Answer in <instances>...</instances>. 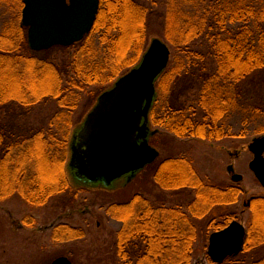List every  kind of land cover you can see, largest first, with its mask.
<instances>
[{
  "label": "rangeland",
  "instance_id": "obj_1",
  "mask_svg": "<svg viewBox=\"0 0 264 264\" xmlns=\"http://www.w3.org/2000/svg\"><path fill=\"white\" fill-rule=\"evenodd\" d=\"M103 1L107 8L112 6L110 1ZM170 1L138 0L149 11L146 32H142L140 38H136L138 35L135 32L136 14L133 11L127 10V13L125 11V15L119 17L121 21H117L116 24L114 20L111 22L109 21L111 19L106 18L108 14L106 9L101 20L102 27L107 25L104 28L106 33L102 32V35L107 37L106 40L105 37L97 35V32L92 33V28L90 34L86 35L91 36L88 40L86 39L87 41L82 39L71 46L56 45L46 50L29 52L25 45L26 47L23 46L19 50L20 54L30 55V58H41L54 63L61 73L60 79L57 78L62 92L57 89L56 95L47 97L31 108H24L16 102L1 106L0 124L10 134H18L27 129L43 130L47 133L52 129L49 125L51 119L59 113L57 120L64 121L61 130L65 132L68 128L63 169L72 191L71 200L68 194L58 195L42 206L29 205L15 194L0 200V264H48L58 256H67L75 264H122L115 244V234L121 223L108 216L106 213L108 205L128 201L138 193L146 197L153 206L186 209L195 196V189L189 187L166 189L156 181L155 171L158 163L170 157L188 159L199 177L206 182L221 187L235 184L244 191L243 194H239L235 203L216 205L201 218L191 216V222L196 229V239L193 243L190 264H215L209 261L207 255L209 234L214 231L209 226L211 221L222 222L227 213H233L245 226L248 225L250 209L247 208L241 213L242 202L249 196L264 195V188L249 168L248 164L253 155L247 149V145L254 137L264 136V130H262L264 127V70L256 71L239 82L238 90L241 94L239 105L237 103L227 117V122L233 130L231 134L216 139L179 136L164 128L165 126L150 122L151 130H159L149 135V144L158 151L159 156L153 163L140 169L133 179L128 181L125 177H121L115 180L111 188H103L100 185L82 186L73 181L69 173V144L72 133L81 125L98 96L112 87L120 76L139 64L153 38L164 42L170 52L166 69L156 84L161 102L163 99L174 98L177 107L180 109L184 105L187 108L190 107L192 112L194 110L197 113L195 118L201 119V110L197 102L199 86L203 76L210 75L215 63L202 39L195 40L180 49L174 48L170 37H173L171 30L176 21L167 12ZM172 5V8L176 10L177 3L173 2ZM22 6L21 0H0L1 46L5 47L9 43L5 34L7 32L12 34L10 27L16 28L13 34L17 31V34L27 36L26 28L23 32L17 30L21 23ZM128 7L129 5L126 6ZM166 27L170 34H166ZM84 42L98 50L99 59L93 58L94 62L98 61L99 64L101 62L105 65L109 62L111 67L116 64L117 70L112 71L108 66L107 70H103L104 78L77 77L75 74H78L80 70L75 64L78 60L75 56L78 53V45ZM197 53L204 57L199 58L196 56ZM187 55L188 58H186ZM117 61L121 64L118 65ZM34 62L35 60L32 61L33 64ZM185 62L187 64L183 68L180 63L185 64ZM2 65L0 62L2 88L13 89L9 87L11 84L21 83L23 90L30 88L33 84H36L35 90H42L50 87L52 82L50 73L44 74L39 69L32 70V73L26 77H15L17 81L15 82L12 77L13 71ZM178 74L183 75L178 76ZM54 79L56 80L55 77ZM244 119L247 125L243 123ZM228 151H237L239 155L230 156ZM229 165L233 167L235 173L242 175L240 182L231 180L227 171ZM50 168L52 176L57 166L50 165ZM67 227L78 230L75 233L76 236L62 240L53 238L52 235L57 234L58 231L64 236L62 230ZM263 253L264 246L255 251L242 252L237 259H240L242 264H250L253 260L260 258Z\"/></svg>",
  "mask_w": 264,
  "mask_h": 264
},
{
  "label": "trees",
  "instance_id": "obj_2",
  "mask_svg": "<svg viewBox=\"0 0 264 264\" xmlns=\"http://www.w3.org/2000/svg\"><path fill=\"white\" fill-rule=\"evenodd\" d=\"M108 1L112 4L110 9L100 0L92 33L97 32L100 37H105L102 32L106 33L104 28L107 25L102 27L101 20L106 9V18L111 19V22L114 20L116 24L121 21L119 17H123L125 11H133L136 14V38L146 32L149 12L146 6L138 0ZM173 2L177 3L176 10L172 8ZM167 7V12L176 21L175 28L171 30L173 37H170L174 48L180 49L202 39L209 48L215 66L209 76H203L199 86L197 102L201 119H196L197 113L194 110L192 112L190 107H177L174 98L163 99L161 102L159 89H156V96L149 111L150 122L165 126L164 128L179 136L207 139L227 136L233 131L227 117L241 99L239 82L256 71L264 70V0H171ZM10 29L13 32L16 30L13 27ZM24 29L21 25L17 27L21 32ZM165 31L170 34L167 27ZM13 32L5 34V38L9 40L8 44L5 47L0 45L2 66L13 71L15 82V77H26L32 70L38 69L44 74L49 72L52 82L50 87L42 90H35L36 84L25 90L22 89L21 83L11 84L9 87L13 89L2 88L0 84V107L16 102L19 106L31 108L47 97L56 95L57 89L62 92L58 83L61 73L54 63L20 54L19 50L23 46H27L29 52L36 51L28 47L26 35L23 37L17 34V31L16 34ZM90 37L85 36L84 39L88 40ZM85 42L78 45V53L75 56L78 58L75 64L80 70L75 74L77 77L104 78L102 73L108 66L112 71L117 70L116 64L111 67L109 62L108 65L101 62L99 64L96 60L94 62L93 58L99 59V52ZM196 56L204 57L198 53ZM117 62L118 65L121 64L120 61ZM187 62L180 64L184 68ZM157 80L158 78L155 88L158 87ZM59 115L56 113L51 119L49 125L52 129L47 133L43 130L27 129L18 134H10L0 124V200L14 194L34 206H42L53 197L64 194H68L71 200L72 189L63 169L68 128L65 132L61 130L64 121L57 120ZM243 123L245 124V119ZM50 165L57 166L52 176ZM155 179L166 189H195V196L186 209L153 206L146 197L138 193L128 201L108 205V216L121 223L115 234V244L122 264H190L196 239V229L191 222V216L201 218L216 205L235 203L240 189L235 184L221 187L204 181L192 163L183 157H170L160 161L155 171ZM263 215L264 196L254 197L250 202V220L240 253L255 251L264 246ZM233 218L234 215L229 213L224 216L222 222L211 221L209 226L218 230ZM77 231L67 227L62 230L64 236L58 233L59 231L52 236L56 240H62L76 236ZM238 255L227 257L218 264H242L241 260L237 259ZM209 261L212 262L210 258ZM250 264H264V253Z\"/></svg>",
  "mask_w": 264,
  "mask_h": 264
},
{
  "label": "water",
  "instance_id": "obj_3",
  "mask_svg": "<svg viewBox=\"0 0 264 264\" xmlns=\"http://www.w3.org/2000/svg\"><path fill=\"white\" fill-rule=\"evenodd\" d=\"M21 23L33 51L70 46L81 41L94 24L99 0H21ZM169 49L153 38L141 61L103 91L81 125L72 133L68 170L76 183L111 188L115 180L128 181L158 157L149 144V111L156 96L155 81L167 66ZM253 157L249 168L264 186V136L247 145ZM231 171V167L228 169ZM242 176L233 173L231 180ZM246 229L234 219L209 234L207 255L213 263L237 256L244 246ZM48 264H74L58 256Z\"/></svg>",
  "mask_w": 264,
  "mask_h": 264
},
{
  "label": "flooded vegetation",
  "instance_id": "obj_4",
  "mask_svg": "<svg viewBox=\"0 0 264 264\" xmlns=\"http://www.w3.org/2000/svg\"><path fill=\"white\" fill-rule=\"evenodd\" d=\"M158 132H159V130H158ZM248 149V148H247ZM228 154L230 155V156H238L239 155V153L237 152V151H235V152H231V151H228ZM158 156H159V154H158ZM263 156H264V152H263ZM158 158V157H157ZM160 161H162V160H160ZM229 167H231L230 165L227 167V171H228V173L230 174V177L232 176V174L233 173H235L234 172V169H233V167H231V171H229L228 169H229ZM242 176V175H241ZM242 180V179H241ZM240 180V181H241ZM239 181V182H240ZM238 183V182H237ZM260 183V182H259ZM212 184V183H211ZM261 184V183H260ZM82 186H87V185H85V184H81ZM238 186V185H237ZM239 187V189H240V191H239V194H243L244 193V191H242V189H241V187L240 186H238ZM263 188H264V186H262ZM257 196H264V195H253V196H249V197H247V198H245V201H243L242 202V210H241V213H243L247 208H249L250 209V202H251V199H253L254 197H257ZM239 197V196H238ZM228 205V204H227ZM211 211V210H210ZM209 211V212H210ZM208 212V213H209ZM227 214H229V213H227ZM233 214V213H232ZM234 215V214H233ZM234 219H236V220H238L237 219V216H235L234 215V218L232 219V220H234ZM238 221H240V220H238ZM241 222V221H240ZM54 225H52V227H53ZM245 226V225H244ZM245 229H246V233H247V226H245ZM245 238H246V236H245ZM245 242V241H244ZM72 261V260H71ZM73 262V261H72ZM74 263V262H73ZM75 264V263H74Z\"/></svg>",
  "mask_w": 264,
  "mask_h": 264
}]
</instances>
